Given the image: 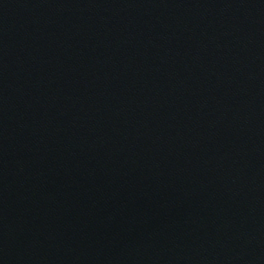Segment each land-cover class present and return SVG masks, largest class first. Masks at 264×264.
Returning a JSON list of instances; mask_svg holds the SVG:
<instances>
[{"label":"water","instance_id":"water-1","mask_svg":"<svg viewBox=\"0 0 264 264\" xmlns=\"http://www.w3.org/2000/svg\"><path fill=\"white\" fill-rule=\"evenodd\" d=\"M0 264H264V0H0Z\"/></svg>","mask_w":264,"mask_h":264}]
</instances>
